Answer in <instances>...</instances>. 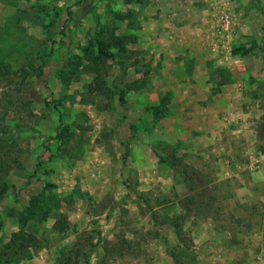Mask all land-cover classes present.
I'll use <instances>...</instances> for the list:
<instances>
[{
  "label": "rangeland",
  "instance_id": "obj_1",
  "mask_svg": "<svg viewBox=\"0 0 264 264\" xmlns=\"http://www.w3.org/2000/svg\"><path fill=\"white\" fill-rule=\"evenodd\" d=\"M199 1L0 0V264H264V0ZM184 72L258 81L256 124Z\"/></svg>",
  "mask_w": 264,
  "mask_h": 264
},
{
  "label": "crops",
  "instance_id": "obj_2",
  "mask_svg": "<svg viewBox=\"0 0 264 264\" xmlns=\"http://www.w3.org/2000/svg\"><path fill=\"white\" fill-rule=\"evenodd\" d=\"M194 1L197 2L199 0H194ZM209 1H210V4L215 9L213 11H218V8L222 7V6L224 8L225 4L229 0L224 1V3H220L219 0H209ZM199 2H201V0ZM210 12L211 11H209V9L207 7L203 6V8L200 7L199 9H197V11H195V14L197 16H199V14L205 15V14H208ZM174 29L179 30V33H182V35H181L182 37H183V35L186 36L188 34H191V35L194 34L195 38H197L201 34L209 35V31L207 30V27L204 29L203 27L198 28L195 26V30H194L193 28H190V26H186V24L185 25L182 24V25H179L178 27H174L171 31L172 32L175 31ZM160 33L163 34L164 31L160 30V32H158L156 30V34H160ZM202 38L204 40V35L202 36ZM192 45H194V43L189 45L190 50H192V48H194V50H198V48H199L198 45H195V46H192ZM191 57L194 58L191 61L192 65H194V67H196L198 64H200V62L203 60L201 57H197V55L192 54ZM183 64H184V61L182 60L181 62L176 63V66L183 67ZM178 67H176V69ZM207 78L208 77L206 75H199L197 72L196 73L195 72H193V73L184 72V75L179 76L177 78H174L176 82L174 84L173 92H172L174 95L173 107H175L178 110H180V109L185 110L186 108H189V109H191L192 112L194 110L199 112V110H201V108H203L205 110L208 108L211 109V107L216 108L217 104L219 105V103H217L218 101L217 102L211 101V99H214V100L220 99L224 105L217 107V108H219V111L220 110H226L225 112H223V115L227 116V112H229V113L233 112V109L228 108L229 107L228 103L237 102L238 103L237 109L239 111H237L236 118L240 116L242 118V120L247 121L248 125H246V126L256 124V119L258 118L260 113L258 112V109H256L253 105H250V104L256 100L255 98L258 97V95H260L258 93V91L256 90L258 87V83H257L258 81H256V80L252 81L248 75H245V76H243L242 81H241L243 88L245 90L242 89L241 91H238V89L236 87L237 81L235 80V82H233V83L223 84L221 86L219 92H212V90L209 89V87L208 88L206 87V90L208 89V93H207V91H205V88H204V91L202 93V91L199 90V87H201L203 89L202 85L204 84V82H206ZM256 78H258V75H256ZM248 89H250V92H252L253 94L255 93V94L254 95L247 94L246 91H248ZM194 98L206 99L207 104L204 105L203 102L199 103V101H197V100H196L197 102L195 104V102H193ZM208 101H211L212 103H215V104L210 106ZM189 102H191L192 104L194 103V105H191V103H189ZM245 106H246V108L243 109ZM178 110L174 112V114H175L174 118L175 119H174L173 123H174L175 127L177 126V124H180V122H182V119H184L182 117V114H181L183 112H179ZM188 113H190V111ZM178 115H179V117H178ZM230 118H231V116H230ZM203 121H204V119L201 122L200 121L199 122L204 123ZM190 122L192 124H195V120L194 121L192 120ZM242 124L244 125V123H242ZM208 135L209 134H207V133H203L201 135L202 141H203V139L205 141L204 143H207V140L209 137ZM188 136H190L189 137L190 141H195L198 138V136H193L192 131L190 132V134H188Z\"/></svg>",
  "mask_w": 264,
  "mask_h": 264
},
{
  "label": "trees",
  "instance_id": "obj_3",
  "mask_svg": "<svg viewBox=\"0 0 264 264\" xmlns=\"http://www.w3.org/2000/svg\"><path fill=\"white\" fill-rule=\"evenodd\" d=\"M98 46H99V47H98V48H99V53L102 54V55H104V56H106V58H108V57H113L114 55H117L116 53L106 51V50L104 49V44H103L102 42H99ZM114 57H115V56H114ZM42 74H43V69H42V67L40 66V67H38V68L36 69V75H37L38 78H41ZM3 132H4V130L0 128V133H3ZM18 132H19V130H18ZM8 187H9V185H8V183H6L5 181L0 182V198L3 197V195H4L5 192L7 191ZM70 259L72 260L73 257L70 256Z\"/></svg>",
  "mask_w": 264,
  "mask_h": 264
},
{
  "label": "built area",
  "instance_id": "obj_4",
  "mask_svg": "<svg viewBox=\"0 0 264 264\" xmlns=\"http://www.w3.org/2000/svg\"><path fill=\"white\" fill-rule=\"evenodd\" d=\"M229 25H230V21H229V16L227 13L223 14L221 16V19L219 20V23H218V29H217V32L218 34H221V33H225L229 28Z\"/></svg>",
  "mask_w": 264,
  "mask_h": 264
}]
</instances>
